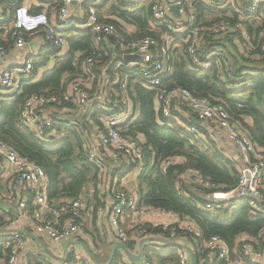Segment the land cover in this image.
Listing matches in <instances>:
<instances>
[{
  "label": "trees",
  "instance_id": "trees-1",
  "mask_svg": "<svg viewBox=\"0 0 264 264\" xmlns=\"http://www.w3.org/2000/svg\"><path fill=\"white\" fill-rule=\"evenodd\" d=\"M54 1V10L59 9L64 2ZM153 1L110 0L107 13L137 27L136 33L130 34L118 20L104 17L100 13V6L96 5V8L99 17L115 25L124 37H159L166 31V27L162 24L152 28L149 24L152 21ZM91 2L96 3V0ZM18 5L20 3L10 6L9 12L12 13ZM186 8L194 17L192 21L194 26L212 28L222 21L235 24L241 18L233 6H226L223 1L206 4L201 0H189ZM172 16L176 18L173 14ZM70 19L72 23L80 20L75 17ZM7 21L9 23L10 19ZM242 23L243 32L247 34L249 40H246L243 32L239 31L225 33L222 37H217L208 30L200 33L195 54L199 61H207L206 68L191 65V56L187 51L188 43L185 42L188 32L174 33L173 36L179 44L164 60L166 75L160 87L187 88L197 97H207L222 105L235 121L246 127L252 140L264 148V51L260 48L264 39V3L260 4L251 18L242 19ZM71 29H74L76 34L67 38L66 53L55 57L53 67L42 76L41 81L31 83L29 78L23 82L19 94L12 99L0 100V139L22 157L43 167L48 177V199L50 201H58L61 198L84 199L86 196L98 195L101 173L86 157L83 144L84 137L88 138L90 134L89 120L97 122L99 109L91 112L88 120L86 114L92 107L90 109L86 107L87 109L82 110L79 115L76 113L77 107L74 103L61 99L67 81L81 72L83 59L93 56L96 60L93 65L94 84L102 73H105L110 78L109 89L123 94L121 84L126 83L125 92L132 99L133 113L123 127L124 133L132 136L140 133L144 138L147 165L137 178L138 204L171 212L193 221L200 237L188 234H185V237L193 243L195 264H200L201 259L208 257V251L201 248V244L214 235L226 242L231 261L242 258L239 254L240 242L239 244L236 242V237L240 235H245L259 249L264 236L263 212L252 215L248 202L246 200L237 202L236 199H229L228 202L232 204L225 209L217 208V204H213L212 208L205 207L206 203L213 201L212 194H228L237 183L236 163L227 156L225 151L227 148L218 145L201 123L195 124V114L191 110L188 111L189 117L173 111L174 118L164 117L160 109L156 110L154 99L160 88L144 87L141 75H135V69L126 67V53L118 47L114 38L113 41L95 43L94 33L90 28ZM11 36L12 30L9 32V37ZM246 43L249 50L241 53L239 47ZM48 51L54 54L56 52L53 49ZM45 61L46 57L33 60L34 69L44 65ZM66 74L68 77L63 81ZM116 75L119 81L112 84ZM33 93L55 95L59 100L53 106L64 111L63 115L53 113L52 117L57 124L49 128L42 137L33 133L20 119L22 105ZM247 118L251 123L246 121ZM189 126H196L200 134L204 135L199 137L186 130ZM150 159L153 160L151 163ZM188 168L199 170L205 179L214 184V188L203 189L182 178L181 174ZM2 189L3 182L0 176V191ZM0 223L5 225L4 217H0ZM1 225L0 228H3ZM140 227L146 228L148 234L159 233L167 239L170 238L169 228L149 224ZM175 235L176 237L183 235V231L177 229V226ZM127 246L132 248V241ZM171 246L167 247L166 251L153 253L157 263L163 264L168 260L178 264V247ZM234 248L236 251H233ZM10 253L7 236H3L0 239V258L7 259ZM144 256L149 263L153 260L146 253ZM116 260L117 256L111 264H117ZM226 263L220 260L212 264ZM242 264L255 263L242 258Z\"/></svg>",
  "mask_w": 264,
  "mask_h": 264
},
{
  "label": "built area",
  "instance_id": "built-area-1",
  "mask_svg": "<svg viewBox=\"0 0 264 264\" xmlns=\"http://www.w3.org/2000/svg\"><path fill=\"white\" fill-rule=\"evenodd\" d=\"M188 1L154 0L151 4V27L156 28L163 24L166 31L159 37L139 38L124 37L115 25L103 21L96 8L97 2H91V0H76L80 6V20L76 23H72L70 20L69 6L72 0H64L63 5L56 11L50 12L49 15L43 11L31 12L26 5L22 4L16 6L11 15L13 42L16 48H20L25 45L28 36L40 35L42 42L50 49L55 50L56 55H63L67 51L65 30L71 26L77 29L90 28L94 33L95 43L113 41L114 38L126 56L134 57L127 58L126 67L135 69V75H141L144 87L160 88L156 92L155 105L161 110L164 117H173V111L189 117L188 111L191 110L195 114L194 120H198L204 126L218 145L229 150L232 148L241 154L244 169L238 171L237 183L231 190L233 198L229 195L230 192L228 194L215 193L212 194L213 201L206 203L205 207L212 208L213 204H217V208L225 209L232 204V202H228L229 199H236L237 202L246 200L252 215L264 213V148L252 140L246 127L235 121L222 105L207 97H197L187 88L160 87L161 81L166 75L164 60L177 42L176 37L173 36L174 33L188 32L185 42L188 43L187 51L191 56V65L206 68L207 61H199L195 54L196 47L199 45L200 33L208 30L216 34L217 37H222L228 32L239 31L242 33L244 31L242 19L251 18L260 4L264 3V0H201L206 4L223 1L226 6H233L234 11L241 16L235 24L222 21L212 28L193 25L194 17L186 8ZM172 4L176 5L179 18H173L170 10ZM124 30L130 34L126 29ZM243 37L249 40L245 32H243ZM260 48L264 51V39ZM8 50L6 44L0 40V58L6 55ZM248 50V43L241 44L239 47L241 53ZM94 63L96 60L93 56L83 59L81 72L68 82V87L61 99L74 103L77 107V114L84 111L86 107L89 109L92 107L89 114L96 108L99 109L97 122L89 120L90 116L87 114L91 130L89 137H84L83 151L88 160L98 167L101 175L104 176L107 172L106 161H110L109 163L112 165L119 166L121 162L124 164V167L118 169L117 173L130 172L137 178L147 165L145 154L147 149H144V138L140 133L132 136L123 131L125 123L133 113L132 99L125 92L123 83L121 84L123 94L109 89V77H100L94 84ZM33 69V60L30 58L13 67L1 69L0 100L12 99L19 94L23 82L32 78ZM118 81L119 79L115 78L112 84H116ZM58 100L55 95L31 94L22 105L21 121L38 137H42L49 128L57 124V121L52 117L53 113L57 112L59 115L64 113L53 106ZM175 119L180 123L177 118ZM186 130L199 137L204 135L200 134L196 126H189ZM152 161L150 159L149 163ZM0 176L7 178L10 185L9 192L3 195L2 199L16 206L18 218L31 219L34 224L33 230L37 235L59 242L72 239L76 233L83 229V219L88 216L90 211L84 199L78 197L50 201L47 195L48 177L43 167L20 156L2 139H0ZM181 177L203 189L214 188V184L205 179L197 169H185ZM111 186L109 199L94 208L95 224L99 226L106 220L116 240L126 245L130 242L131 236L122 225L121 216L124 213L141 216L144 214L145 207L138 204L130 191L117 188L115 184ZM215 198L216 202H214ZM175 226L183 231L181 238L185 239V234L200 237L198 229L192 223L164 224L162 227L169 228L171 239L176 237ZM4 227L9 229L8 231L11 230L12 234L11 238L7 237V245L11 248V253L7 257L8 264H29L25 259L18 261V251L23 247V242L19 241L21 234L17 230V219L8 218ZM136 234L139 238L149 235L147 229L141 227L136 230ZM240 245L239 254L242 258L255 264H264V236L259 249L248 238H241ZM201 248L208 251V257L203 258L200 264H212L214 261L220 260L226 261V264H237L229 259L228 246L217 235L203 241ZM178 249L179 264H189L188 252L179 247ZM242 258L240 257L239 264H242ZM73 263L94 264L87 259L83 260L77 254ZM123 264L131 263L124 262ZM144 264L150 263L146 261Z\"/></svg>",
  "mask_w": 264,
  "mask_h": 264
},
{
  "label": "crops",
  "instance_id": "crops-1",
  "mask_svg": "<svg viewBox=\"0 0 264 264\" xmlns=\"http://www.w3.org/2000/svg\"><path fill=\"white\" fill-rule=\"evenodd\" d=\"M64 1V0H62ZM54 0H13V2L8 0H0V40L7 45L9 48L6 55L0 58V70L5 67H13L17 64L24 62L26 59L30 58L32 60H39L43 57H46V61L44 65H39L36 69H33L31 83H39L41 81L42 76L48 72L54 65L55 57L57 56L53 52L48 51V48L41 39L40 35H32L28 36L25 45L20 48H16L13 42V37H9V32L12 30V13L9 12V7L14 6L17 3L20 5H26L31 12L36 11H43L47 14H50L54 10ZM98 7L100 6V13L110 19L118 20L128 32L136 33L137 27L133 24L126 23L118 19L116 15L108 14L107 10L110 7V0L106 2V0H97ZM105 3V4H104ZM69 12L71 14V18H80V6L76 3V0H72L71 5L69 6ZM51 17V16H50ZM10 19L8 23L7 20ZM71 20V19H70ZM79 21V20H78ZM76 23V22H73ZM150 26L151 23H149ZM74 26H71L65 30L66 38L76 34ZM153 28V27H152ZM11 29V30H10ZM79 30V29H78ZM178 40L175 44V47L178 46ZM51 50V49H50ZM47 52H50L49 54ZM46 53L48 54L46 56ZM109 77L107 74L102 73L101 77ZM68 77L66 74L63 77V81ZM76 77V76H75ZM73 77V78H75ZM71 78V80L73 79ZM114 78L119 79L118 75L114 76ZM66 84V88L68 87V82ZM124 87H126V83H123ZM1 90V89H0ZM66 90V89H65ZM1 93V91H0ZM154 107L157 110V106L155 105L154 99ZM88 114V113H87ZM86 114V116H87ZM135 118V117H134ZM248 123H251L249 118L246 119ZM199 123V122H198ZM196 124V123H195ZM231 150V151H230ZM226 149V154L230 159L235 161V167L237 171L244 169L243 159L241 154L238 151H234V149ZM21 156V155H20ZM110 161H106V170L107 172L105 175H101V182L98 184L99 190L97 197L93 196H86L84 198L85 203L88 205L87 207L90 209L88 216L83 219V229L75 234V237L69 240L54 242L50 238L45 236H39L33 230V222L31 219L26 218H18V211L15 205H11L8 202H5L2 197L9 192V181L7 178L1 177L3 182V189L0 191V199L4 201V203L8 204V207L2 208L0 206V217H4V223L8 218H15L18 222V231L20 232V242H23V247L21 248L18 255V261L25 259L29 264H74L73 260L75 255H79L82 257L83 260L87 259L89 262L94 264H111L114 261L115 257L117 256V264H123L124 262H129L131 264H144V262L148 261L145 258V253L150 255L153 260L150 264H159L154 259L155 251L161 252L166 251L168 248L173 246L167 245L166 240H172L174 242L183 244L187 247L193 249L192 242H188L186 238L176 237V238H169L167 239L161 234L152 233L149 234L146 239H148L143 244V254L139 261L132 259L128 256L124 249L117 246L118 242L114 237L111 229L109 228L107 221L104 220L103 223L99 226L95 224V214L94 208L97 205H100L106 202L110 197V190L112 189L111 185H116L117 188L126 189L130 191L136 201L138 202V192H137V178H135L132 173L128 172L126 175L129 174L131 177V182L135 183L134 188H128L127 183L130 182L128 179L129 177L124 176V174L117 173L118 169L123 168L124 164L115 165L109 163ZM100 172V171H99ZM128 179V180H127ZM127 180V181H126ZM90 190V189H89ZM229 195L233 198V195L230 191ZM228 196V195H226ZM225 198V197H224ZM142 206V205H140ZM144 214L141 216L134 215L133 213H124L121 216L122 225L127 229L129 235L131 236V240L133 243V247L129 248L127 244L125 245L127 249L130 251L132 256H136L140 252V241L143 238H139L136 234V230L143 226L144 224H149L152 226H163L164 224L168 223H177L182 224L185 222L192 223L193 221L187 217H181L177 214L166 212L160 209H156L150 206H144ZM93 211V212H91ZM1 225V223H0ZM194 225V224H193ZM4 225H1L3 227ZM9 229L0 228V239L3 236H9L11 238V230ZM241 238H247L245 235H240L236 237V242H240ZM11 241V240H10ZM16 240L14 241V243ZM171 246V247H170ZM168 247V248H167ZM175 248V246H174ZM184 249V248H182ZM179 250V249H178ZM186 250V249H184ZM187 251V250H186ZM236 251V248L233 249ZM188 252V251H187ZM193 253V250H192ZM189 256L190 253L188 252ZM193 255V254H192ZM206 258V257H205ZM204 258V259H205ZM202 260V259H201ZM235 263L239 264V258L234 261ZM0 264H8L7 259L0 258ZM19 264V263H18ZM163 264H174L171 261L166 260ZM179 264V260H178ZM189 264L191 263V257L189 259Z\"/></svg>",
  "mask_w": 264,
  "mask_h": 264
},
{
  "label": "water",
  "instance_id": "water-1",
  "mask_svg": "<svg viewBox=\"0 0 264 264\" xmlns=\"http://www.w3.org/2000/svg\"><path fill=\"white\" fill-rule=\"evenodd\" d=\"M170 10H171L172 14H173L176 18H179L180 15H179V13H178V10H177L176 5L172 4V5L170 6ZM132 57H133V56H132ZM132 57H131L130 55H127V56H126V58H132ZM133 58H134V57H133ZM195 123L198 124V120H195ZM216 201H217V199L215 198V199H214V202H216ZM0 206H1L2 208H5V207H8L9 205L6 204V203H4V201H3L2 199H0ZM147 240H148V239L143 238V239L140 241V244H139L140 252H139V254L136 255L135 257L132 256V255L130 254V251L127 249V247H126L124 244H122V243H118L117 246L123 248L124 251H125V253H126L128 256H130L132 259L139 261V260L141 259V257H142V254H143V244H144ZM165 241H167V244L174 245V246H177V247H179V248H184V249H186V250L190 253L191 263H192V264H195V262H194V260H193L192 249H191L190 247H187V246H185V245H183V244H180V243L174 242V241H172V240H166V239H165Z\"/></svg>",
  "mask_w": 264,
  "mask_h": 264
},
{
  "label": "rangeland",
  "instance_id": "rangeland-1",
  "mask_svg": "<svg viewBox=\"0 0 264 264\" xmlns=\"http://www.w3.org/2000/svg\"><path fill=\"white\" fill-rule=\"evenodd\" d=\"M157 29H158V28H157ZM76 113H77V112H76ZM88 114H89V113H88ZM127 173H128V172H127ZM127 173H126V174H127ZM126 174H124V176H125ZM126 177H129L128 179H130V180H129L130 182H128V183L126 184L127 187H128V188H134V187H135V183H133V181L131 182L132 179H131V177L129 176V174L126 175ZM128 179H127V180H128ZM127 180H126V181H127ZM192 244H193V243H192Z\"/></svg>",
  "mask_w": 264,
  "mask_h": 264
}]
</instances>
